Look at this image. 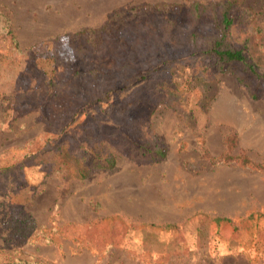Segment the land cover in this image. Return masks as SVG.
Here are the masks:
<instances>
[{
	"label": "rangeland",
	"instance_id": "374dc122",
	"mask_svg": "<svg viewBox=\"0 0 264 264\" xmlns=\"http://www.w3.org/2000/svg\"><path fill=\"white\" fill-rule=\"evenodd\" d=\"M234 1V16L261 30L228 31L233 44L252 39L244 83L189 44L222 35L224 0H0V157L61 132L75 112L94 116L87 150L102 139L117 157L75 178L71 159L44 151L24 178L1 174L2 263L264 264V0ZM45 82L58 92L25 106ZM130 102L164 159L118 146Z\"/></svg>",
	"mask_w": 264,
	"mask_h": 264
},
{
	"label": "trees",
	"instance_id": "16d2710c",
	"mask_svg": "<svg viewBox=\"0 0 264 264\" xmlns=\"http://www.w3.org/2000/svg\"><path fill=\"white\" fill-rule=\"evenodd\" d=\"M237 1L224 0L222 16L220 20V27L222 35L216 38H206L197 34H193L189 37L190 46L195 49V52L199 53L198 58H202V61L209 59L211 62L209 65L215 64L221 68H225L226 72L235 76L241 83H244L245 70L248 67V62L251 59L250 45L252 41L250 37H247L240 44H233L228 40L229 29L237 24L239 27L247 28V32L254 30L256 35L261 33L259 26L254 25L252 20H249L248 14L242 11L239 15L234 16L233 10L237 7ZM245 13V16L243 14ZM2 30L6 36L11 35L9 23L7 21L1 23ZM85 33H96L93 30H87ZM80 34H76L73 37H78ZM252 33V32H251ZM18 43L12 36L8 40V54L15 51L18 53ZM11 58V55H9ZM212 63V64H211ZM206 66V65H205ZM253 69V68H252ZM145 77H142L144 79ZM48 90L49 93L56 94L58 92L57 87L50 82H45L42 86V90H34L31 92L35 97L32 102H25V106H33L39 103L38 98L45 94ZM28 91L27 93H29ZM107 91L101 93L92 94L89 96L87 103L90 100H100L108 94ZM31 93H29L31 95ZM175 95V93H172ZM171 96V94H170ZM91 97V98H90ZM130 102L128 107L123 108L120 116V124L122 127L121 135L127 139L118 143L122 149H125L126 153L132 154L137 158L144 159L146 161H160L167 155V148L164 143L161 142L154 131L150 128V124L145 119L140 117H128L131 106ZM116 107L114 103L110 104L106 109V113L111 108ZM122 108V106L119 107ZM124 117V120L122 118ZM93 117H83L82 114L74 113L72 119L62 128L59 133H50L43 135L40 138L33 139L25 153L20 155H8L0 157V175L7 173H18L22 178L25 175V168L32 165L33 160L37 155L44 151L57 152L60 156H66L72 160V163L68 167V171L71 172L75 178H85L89 171L86 167H89L92 163H95L98 167L113 168L116 165L117 157L113 152L101 150V141L99 140L93 151L89 152L84 145L86 142H90L91 133L87 130L94 129L92 125ZM100 124V122H98ZM70 130L74 133L70 134ZM81 135V137L78 136ZM104 135V130L99 133V136ZM94 142L91 141V144ZM130 151V152H127ZM114 239V238H113ZM5 262L0 264H34L29 260L18 259L17 256L11 257V255H5Z\"/></svg>",
	"mask_w": 264,
	"mask_h": 264
}]
</instances>
